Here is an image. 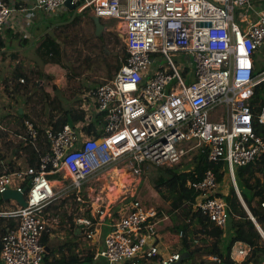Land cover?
Masks as SVG:
<instances>
[{"label": "built area", "instance_id": "1", "mask_svg": "<svg viewBox=\"0 0 264 264\" xmlns=\"http://www.w3.org/2000/svg\"><path fill=\"white\" fill-rule=\"evenodd\" d=\"M65 2L34 0L30 9L49 18ZM71 4L77 13L92 8V15L103 23L114 22L124 37L125 58L114 79L88 92L94 103L90 116L103 115L101 136L82 132L84 123L40 133L32 120L25 121L26 143L50 148L38 167L0 176V199L14 190L27 202V207L17 204L0 210L1 219L15 222L1 237L3 264H43L47 253L43 239L53 229L47 207L71 191L77 202L84 203L83 187L98 182V176L113 166L172 167L200 151L211 163L226 162L235 183L237 168L264 156V136L258 134L259 128L264 134V109L257 115L251 104L256 87L264 82V71H256L264 49V0H72ZM242 9L253 10L255 16L245 26L237 21ZM16 10L10 0H0V37ZM172 54L181 56L182 74ZM190 57L196 74L186 84ZM56 175L64 180L50 178ZM189 187L199 193L195 207L216 226L226 228L228 205L218 195L216 173L207 170ZM260 209L264 213V202ZM92 216L94 220L81 218L77 224L89 239L111 214L98 210ZM158 222L155 208L133 200L120 219L109 223L97 258L107 264H175L180 253L158 258ZM152 239L156 242L150 246ZM250 253L249 246L237 243L232 259L241 263Z\"/></svg>", "mask_w": 264, "mask_h": 264}, {"label": "rangeland", "instance_id": "2", "mask_svg": "<svg viewBox=\"0 0 264 264\" xmlns=\"http://www.w3.org/2000/svg\"><path fill=\"white\" fill-rule=\"evenodd\" d=\"M255 10H257V8H255ZM76 14L77 12H69L64 6L58 9L55 14L58 16L62 15L60 19L56 20L64 22L59 26L61 30H57V32L53 33V38L55 36V39L59 40L62 60L64 63L63 67L59 65L43 66L42 63H40L41 60L38 59L36 54L32 53L29 48L17 50L19 56H12V62H14L15 66L14 69L19 71L21 79H26V84L36 83L39 81V76L44 78V76H51L50 74L52 73L56 74V71L62 72L70 83L65 92L68 96H72L75 90H77V92L79 91L81 86H89V89H94L96 86L104 84L112 78L114 79L118 72L117 69H119L125 58V42L121 31L117 26L115 27L113 23H103V21H101L105 25V30L98 38L95 35L96 29L94 26V16L92 15L93 9L89 8L83 14ZM254 19L255 16L253 10L242 9L237 13V21L242 24H248L249 21H253ZM13 48L18 49L19 47L13 46ZM26 56L30 62L28 65L23 64L24 66H22L18 61L21 57ZM170 57L182 74L184 66L182 65L181 56L172 54ZM190 59L192 66H190L189 72L191 73L190 76L186 77V84L194 81L196 74V63L191 57ZM34 61L37 64H35ZM160 64L167 69L169 68L166 61H161ZM256 71L257 73L264 71V49L259 52ZM175 83L176 81L170 83L168 88H173ZM46 87L48 88L49 86ZM43 90L45 97L38 93L34 86L28 93L31 95L29 98L31 101L28 104L29 116L38 127H43L50 117L48 114L49 105L44 103V99L47 98L45 85ZM47 91L52 92V88L51 90L47 89ZM17 101L21 106L18 110L19 113L22 107L24 109L26 108L23 104L25 98L21 96ZM61 101L63 102V105L67 104L66 100L63 98H61ZM0 109L1 113H5L4 108L0 107ZM0 122L2 125V128L0 129V165L12 161L18 166L24 160L23 155L25 150L22 148V145L24 147L27 146L25 144L27 138L25 129L16 116L13 126H10L9 122L5 123V119H0ZM191 154L186 155L182 160L183 165L181 168L183 170L190 168ZM146 169H148L147 181H145L144 178V170ZM156 176L157 173H155V168L152 166L146 164H120L118 166H113L100 174L98 176L99 183L94 181L83 187L82 192L85 201L84 203L76 201L73 191H71L65 199L60 198L59 200L53 201L51 204H55L52 205L48 217L51 221L53 220V217H56V220L58 221V225L52 222V234H54L56 242L55 247L58 245L57 238L60 239L61 236L64 235L66 241L74 242L73 236L68 233V230L74 225L77 226L79 219H87L86 211L88 209H91V214L92 211L97 212L98 210L105 211L106 214H111V217H107L102 225L97 226L98 228L95 229L96 235L90 239V242L83 238L78 240V246L81 249L88 251L89 248L97 249L98 245L103 244L104 231L108 230L109 223L114 219V212H119L120 214L126 213L135 197H138L146 206H148V203L145 197L149 198V200L154 203V206L148 207L158 210L157 208L161 206V201L153 184ZM227 177L228 178L224 181V186L226 187H223V191H226L229 185H234L233 177L229 174ZM52 180L63 181L64 179L61 175H56L52 176ZM71 182L72 180L68 178L66 183L69 185ZM89 185H91V188ZM13 206L17 207V203L14 200H10L9 207L12 208ZM257 207H259L258 204ZM183 222L184 219L181 216V211L174 214H168L167 212L162 213L155 234L158 240V258H160V260L168 259L170 255L175 253L182 254V239L180 237L181 230L179 228L173 230L172 227H178L182 225ZM4 225L5 224H3L2 219L0 218V236L3 233L2 228ZM227 226L226 238L229 239L232 235V229L229 227L230 224H227ZM191 231L192 235H189V237L194 240L195 248L205 247V245L212 242L211 239L206 240L203 236L197 234V229L194 227ZM84 233L86 234L87 231L85 230ZM90 245L92 247H90ZM56 256L57 255L53 253L50 260L54 261ZM202 260L210 261L214 260V257L207 256L203 253H197L192 260L185 259L182 263L193 264L195 262L199 263ZM0 264H3L2 261H0Z\"/></svg>", "mask_w": 264, "mask_h": 264}, {"label": "trees", "instance_id": "3", "mask_svg": "<svg viewBox=\"0 0 264 264\" xmlns=\"http://www.w3.org/2000/svg\"><path fill=\"white\" fill-rule=\"evenodd\" d=\"M73 11L76 12V9ZM18 38V34L7 37V39L10 40V43L13 42L12 40ZM24 43H27L26 39H24ZM9 48L10 46L9 43L6 42V38H2L1 36L0 50L8 51ZM34 52L37 58L41 60L40 63H42L43 66H64L61 48L59 44L53 40H44L34 48ZM33 86L38 93L44 96V91L40 92V89L44 88V80L40 81V85H37L36 82ZM83 90L85 91L84 93H86V91L88 92L91 89H89V87L81 86V92ZM6 91H9V89L6 88ZM12 92L16 93L15 91ZM28 101L29 99L25 101V104H27ZM44 102H46L45 99ZM251 104L257 115L264 109V82H261L256 87L255 96ZM18 110L19 109H17L16 116L24 127L25 121L31 120L30 116L26 113L25 109H23L24 112L22 115L18 113ZM89 116L90 114H88L83 108H75L74 106L66 107L60 116L55 118V116L50 115L48 122H46L43 127L37 126V128L40 133H44L50 127L59 129L65 124H71L76 127L78 124L84 123L85 125L82 127V132L87 135L101 136L99 130L103 124V115L93 113L90 117ZM258 128L259 127L257 126V129ZM258 134L264 136L263 128L258 129ZM25 144L27 145L25 147L22 145V148L25 150L23 155L24 160L22 161L23 165L21 163L17 166L12 161L7 164H1L0 176L11 174L15 171L29 167H38L41 157L50 148L48 144H41L37 147L29 143ZM40 146H44V149H41ZM191 156V166L185 170L181 168L183 165L182 161L172 167L155 166L150 163H144L155 168V173H157L153 184L161 201V206L157 208L158 217L160 218L162 213L165 212L168 214H174L181 211V216L184 219L183 224L178 227H172L173 230L179 228L181 232H183V236L181 237V253H188V259L190 260H192L197 253H203L215 258L214 260H202L199 263L195 262L193 264H261L264 260V239L258 232L254 222L250 219L248 211L253 215L264 231V213L259 209L260 203L264 202V156L259 157L247 166L239 167L235 170L236 184L241 198L233 184L231 186L228 184V189L223 191V187H226L224 186V181L228 178V174L230 175L226 162L221 161L219 163H211L206 152L199 151ZM207 170H213L216 173L220 186L218 195L223 197L228 205L229 220L227 224H230L229 227L232 229V235L229 239L226 238L228 226H226V228L216 226L206 215L195 207L199 193L191 189L189 183L200 181ZM144 171V178L145 181H147L148 169ZM50 178L52 179V176H50ZM145 199L147 200L148 206H154V203L151 202L149 198L145 197ZM134 200L141 201L138 197H135ZM9 202L10 201L0 199V208L4 207L3 205ZM257 204L259 207H257ZM113 216L114 220H118L120 219L121 214L119 212H114ZM86 217L94 220L91 214V209L86 211ZM3 220L5 225L2 228V235L15 224L12 219ZM193 227L197 229V234H200L206 240L211 239L212 242L205 245V247L195 248L194 240L189 237V235H192L191 229ZM77 228L78 226L74 225L68 230V233L73 236L74 242H68L66 240L62 243L58 242L57 247H55L56 242L51 243L49 235H45L43 241L47 246V253L43 263L95 264L94 260L97 254V249L89 248L88 251L81 249L78 246V240L83 238L90 242V239L84 232H82L81 235L76 236L75 231ZM237 243H243L251 248L250 255L241 263H237L232 259V250ZM92 246L90 245V247ZM53 253L57 256L54 261H51L50 258Z\"/></svg>", "mask_w": 264, "mask_h": 264}, {"label": "crops", "instance_id": "4", "mask_svg": "<svg viewBox=\"0 0 264 264\" xmlns=\"http://www.w3.org/2000/svg\"><path fill=\"white\" fill-rule=\"evenodd\" d=\"M10 3L13 6H16V12L12 16L9 26L6 29L5 34L2 36V38H6V42L9 43L10 48L8 51L6 50H0V107L4 108L5 113L0 112V119H5V123L10 124V126L14 125L15 122V116L16 111L21 106L17 104V100L19 97L25 98V101L30 98L31 95L28 93L30 90H32V87L34 84H26V82L21 83L22 78L19 75V71L14 69V62H12V56L15 55V57L18 55L17 50L26 49L29 48L32 53L34 52V48L37 47L40 43H42L44 40H53L57 44H59V40L55 39V36L53 38V33L57 32V30H61L59 26L63 24L60 19L61 16L55 15L52 16V18L46 17L42 12L40 11H32L30 8L34 4V0H10ZM260 5L257 4V7ZM67 9V8H66ZM69 12L72 10L67 9ZM79 14V13H77ZM76 14V15H77ZM83 14V13H82ZM100 20V19H99ZM102 23V22H101ZM107 23H113L116 27V24L114 22H107ZM103 24V23H102ZM244 26L247 24H243ZM58 26V27H57ZM95 29L96 25L94 24ZM105 27V25L103 24ZM59 28V29H58ZM104 32V31H103ZM18 34L19 38L12 40L13 42L10 43V40L7 39L8 36ZM96 35V31H95ZM51 37V38H50ZM98 37V36H97ZM100 37V36H99ZM98 37V38H99ZM24 39L27 40V43H24ZM29 41V42H28ZM13 46H18V49L13 48ZM19 56V55H18ZM19 63L24 65H28L30 62L28 57H21L18 61ZM35 62V61H34ZM24 64V65H23ZM35 64H37L35 62ZM50 66V65H47ZM54 66V65H52ZM29 69V68H28ZM118 70V69H117ZM51 76H39V81H37V85H40V81L44 80L45 85V93L47 95V98L45 100L47 102L48 107V114L55 116L57 118L61 115V113L64 111L66 107H75V108H83L85 109L88 114L91 113L94 109V103L93 101L88 97V92L84 93L83 90L81 92V87L79 88V91L75 90L74 94L72 96H68L65 90L70 85L67 78L62 72L56 71V74L52 73ZM70 78V77H68ZM26 81V79L24 80ZM81 81V80H80ZM30 82V79H29ZM14 83V84H13ZM46 86H49L48 88ZM89 87V86H86ZM97 87V86H96ZM6 88L9 89V91H6ZM52 92L47 91V89L51 90ZM84 89V88H83ZM15 91L16 93L12 92ZM20 91V92H18ZM44 91L42 88L40 89V92ZM71 91V90H70ZM74 91V90H73ZM61 98L66 100L67 104L63 105V102L61 101ZM24 106L25 111L27 114H29L28 104L30 103V99L27 104ZM16 103V104H15ZM22 109H24L22 107ZM1 110V109H0ZM24 112V111H23ZM20 114V113H19ZM22 115V114H21ZM17 118V116H16ZM18 119V118H17ZM4 124V123H3ZM82 127V126H81ZM2 128L1 122H0V129ZM46 145V144H45ZM41 149H44V146H40ZM226 193V192H225ZM57 203V202H56ZM55 204V203H53ZM50 204L47 209L46 213L50 214L52 205ZM4 207L0 208L1 210H9V203H6L3 205ZM2 222L4 224V220L2 219ZM53 223L55 222L56 225H58V221L56 220V217H53ZM64 226V225H62ZM110 228L108 227V230H105L104 232V240L107 234L109 233ZM82 230L76 235H81ZM2 236V235H1ZM0 236V238H1ZM51 243L55 242L54 234L49 236ZM65 235L61 236V238H57L58 242L62 243L65 241ZM104 244V241H103ZM98 245L97 247V253L100 250V248L103 246ZM67 252V251H66ZM95 264H107L104 260L97 258V255L94 260ZM45 264V263H43Z\"/></svg>", "mask_w": 264, "mask_h": 264}, {"label": "water", "instance_id": "5", "mask_svg": "<svg viewBox=\"0 0 264 264\" xmlns=\"http://www.w3.org/2000/svg\"><path fill=\"white\" fill-rule=\"evenodd\" d=\"M71 1L72 0H66L65 2V7L69 10H74V6L71 4ZM94 19V22L95 23H98V18L96 17H93ZM210 25V24H208ZM102 28H104V26L102 25ZM20 115L23 114V109H20L19 111ZM235 185V188H236V191L238 192L239 196H240V193H239V190H238V187H237V184H236V181L234 183ZM2 198L5 200V201H10V200H14L17 202V204H19L20 206L22 207H27V202L25 200V197H24V194L23 193H19V192H16L14 190H8L6 192L3 193L2 195ZM241 198V196H240ZM248 214H249V217L250 219L254 222L258 232L262 235L263 239H264V235L262 233L263 229L261 228V226L257 223V221L255 220V218L253 217V215L248 211ZM82 229V226H79L76 231H75V235H77ZM156 240L155 239H152L149 241V245L151 246L153 243H155ZM189 258V254L186 253V252H183L181 254V258L178 262H176L175 264H181L185 259H188Z\"/></svg>", "mask_w": 264, "mask_h": 264}, {"label": "bare ground", "instance_id": "6", "mask_svg": "<svg viewBox=\"0 0 264 264\" xmlns=\"http://www.w3.org/2000/svg\"><path fill=\"white\" fill-rule=\"evenodd\" d=\"M98 23H95V25H96V36H101V34L103 33V31L105 30V27L104 28H102V23H101V21L99 20V18H98ZM113 179V178H112ZM113 181V180H112Z\"/></svg>", "mask_w": 264, "mask_h": 264}, {"label": "flooded vegetation", "instance_id": "7", "mask_svg": "<svg viewBox=\"0 0 264 264\" xmlns=\"http://www.w3.org/2000/svg\"><path fill=\"white\" fill-rule=\"evenodd\" d=\"M89 187L91 188V185H89Z\"/></svg>", "mask_w": 264, "mask_h": 264}]
</instances>
